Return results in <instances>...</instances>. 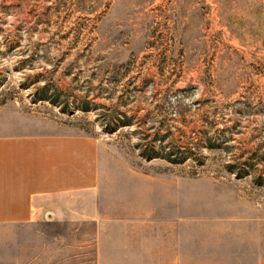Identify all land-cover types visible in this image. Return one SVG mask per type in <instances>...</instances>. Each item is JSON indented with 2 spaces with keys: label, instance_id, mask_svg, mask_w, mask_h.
Wrapping results in <instances>:
<instances>
[{
  "label": "rangeland",
  "instance_id": "1",
  "mask_svg": "<svg viewBox=\"0 0 264 264\" xmlns=\"http://www.w3.org/2000/svg\"><path fill=\"white\" fill-rule=\"evenodd\" d=\"M21 116L149 176L150 229L241 228L264 211V0H0V121Z\"/></svg>",
  "mask_w": 264,
  "mask_h": 264
},
{
  "label": "crops",
  "instance_id": "2",
  "mask_svg": "<svg viewBox=\"0 0 264 264\" xmlns=\"http://www.w3.org/2000/svg\"><path fill=\"white\" fill-rule=\"evenodd\" d=\"M47 119L0 121V264H264V211L241 228L150 229V178Z\"/></svg>",
  "mask_w": 264,
  "mask_h": 264
},
{
  "label": "trees",
  "instance_id": "3",
  "mask_svg": "<svg viewBox=\"0 0 264 264\" xmlns=\"http://www.w3.org/2000/svg\"><path fill=\"white\" fill-rule=\"evenodd\" d=\"M220 139L221 138L208 137V138L202 139V141H200V142H194L195 143L194 146H190L186 150H181L182 154L180 157L183 161H186L188 158H191V157H194V158L198 157L197 159H200L199 158L200 156H196L198 154V152H196V150L194 148L197 147V149H201L202 145H203V147H206L210 150H214V149L223 147L222 145L227 143L228 140H222V142H221L222 144H218V141H220ZM159 141H161V143L165 142L166 137L164 138V136H163V137L159 138ZM160 147H161V150H158L157 147H155V146L150 148V159L162 157V158H166V159L172 161V159H173L172 155H174V154H171V152H168L166 150L168 148V146L161 144Z\"/></svg>",
  "mask_w": 264,
  "mask_h": 264
}]
</instances>
